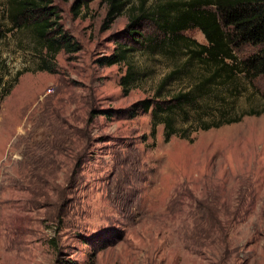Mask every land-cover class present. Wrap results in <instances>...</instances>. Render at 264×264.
Returning a JSON list of instances; mask_svg holds the SVG:
<instances>
[{
	"label": "rangeland",
	"instance_id": "1",
	"mask_svg": "<svg viewBox=\"0 0 264 264\" xmlns=\"http://www.w3.org/2000/svg\"><path fill=\"white\" fill-rule=\"evenodd\" d=\"M71 2L53 0L80 47L58 51L48 72L37 69L44 49L31 30L7 31L0 0V264H264V113L198 128L264 109V74L239 73L175 110L173 126L187 138L164 140L162 123L150 137L149 112L123 111L153 97L172 70L163 97L211 68L182 66V44L138 49L128 54L134 78L123 93L126 63L95 59L112 50L127 6L101 29V0L77 16ZM181 33L206 43L198 29ZM262 46L240 43L231 53L239 61Z\"/></svg>",
	"mask_w": 264,
	"mask_h": 264
},
{
	"label": "trees",
	"instance_id": "2",
	"mask_svg": "<svg viewBox=\"0 0 264 264\" xmlns=\"http://www.w3.org/2000/svg\"><path fill=\"white\" fill-rule=\"evenodd\" d=\"M88 1L72 0L70 13L77 16L80 7ZM101 1L105 4L101 29H107L127 6V22L115 34L112 50L95 59L101 66L126 63L125 72L119 78L123 93H126L134 78L127 60L128 54L138 49H159L171 53L175 50L174 46L182 44V54L187 56L182 66L195 60L203 67L211 68V72L202 76L194 86L163 97L158 90L177 72L172 70L161 79L153 97L138 99L123 111L127 118L149 112L150 137H154L156 125L162 123L164 140H168L171 135L187 138L185 129L176 130L173 126L175 110L182 112L185 106L194 105L202 94L212 90L213 85L231 82L239 73L250 80L264 74V0H157L151 5H146L147 0H137L136 3L130 0ZM6 3V17L10 24L7 31L28 28L40 44V50L44 49V56L37 65L38 70L53 72L54 65L50 60L58 51L73 53L79 50L78 42L60 24L59 9L53 0H6ZM192 28L202 33L205 44L195 43L182 35L181 32ZM240 43L263 46L256 53L237 61L231 53V46ZM25 71L27 69L16 71L14 79ZM260 113H264V109L213 121L202 120L198 128H215L239 121L245 115Z\"/></svg>",
	"mask_w": 264,
	"mask_h": 264
}]
</instances>
